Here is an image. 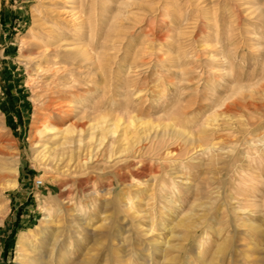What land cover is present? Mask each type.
<instances>
[{"label":"rangeland","instance_id":"374dc122","mask_svg":"<svg viewBox=\"0 0 264 264\" xmlns=\"http://www.w3.org/2000/svg\"><path fill=\"white\" fill-rule=\"evenodd\" d=\"M48 38L68 112L43 131ZM261 135L264 0H0V264H264Z\"/></svg>","mask_w":264,"mask_h":264},{"label":"bare ground","instance_id":"6f19581e","mask_svg":"<svg viewBox=\"0 0 264 264\" xmlns=\"http://www.w3.org/2000/svg\"><path fill=\"white\" fill-rule=\"evenodd\" d=\"M51 47H52V43H51L50 39L48 38L47 41H45V43H42L41 46H39V49L38 50L40 52L37 53V58L35 59V65H36V69H37V74L39 75L38 76L39 77L38 80H39V82L42 85L40 91H38L39 92L38 93V99L36 101L40 105L41 120L43 122H45L42 125V127H41V128H43V131L44 130H47V129L53 127V126H56V124H58V119L59 120L60 119H63L64 116L66 115V113L68 112V110L66 109L67 106L64 104V102H62L61 91H59L60 89L58 87V85L60 84V81H59V76L60 75H58L57 74L58 71L54 69L55 66H56V64L53 61H51V59H50L51 52L48 51V50ZM92 51H94V50H92ZM92 51H90V49H85L84 51L81 52V55L83 56L84 60H89V59L92 60L94 58L96 60L95 63H97V61L100 60L99 59L100 58V54H98V55L97 54H94ZM90 52H91V54H90ZM31 62H32V60H31ZM92 62H93V60H92ZM83 128H84V126L80 129V132L81 133L84 131ZM71 133H72V136H74L76 134L75 131H72ZM77 136H78V134H77ZM198 137H199V139H198V146H197V148H199L203 152L204 151H210L212 147L210 148L204 142H202L201 135L198 136ZM236 138H237V136H236ZM248 145H249V148L245 152V159H247V161H248V163L250 165H251V163L257 162L256 164H254L255 169L258 170V172H259L260 175H263V173H264V135H261L258 138H254V140H250V142L248 141ZM41 148H43V150H42L43 156L44 157H47L48 151H49L48 149L49 148H47L45 145L41 146ZM90 149H91V146H88L85 149H83L82 155L80 157H77V159H75L72 156V158L69 161V164H71L72 166H70V167L67 166V167H69L71 169H76L77 167H80V165H81V166H84V167L86 166V170H88L89 169L88 166L91 165L92 162H94V160H95L94 159V156L92 155V152L90 151ZM252 152L255 155V158L256 159H254V160H256V161H254L251 158ZM167 155H175V152H169ZM137 160L133 159L131 161L132 164H133V166L134 167H137L138 166L137 168H141V167L144 168L143 164H141V163H143V161L138 162ZM76 161H77V164H76ZM142 171L144 173L143 172L142 173L137 172L138 176H136L137 174L136 175L134 174L135 177H137V178H134L133 177L132 184H134L135 181H140L141 179L140 180L138 179L140 177L141 178H146V177L148 178V177H150V175L147 173L146 170H142ZM128 174H129V172H128ZM129 175H131V174H129ZM260 180L261 179H259V181H258V188L256 189L257 190V193H260L261 192L260 186L264 184V182L262 180L261 181ZM87 181H86V183H87ZM89 185H91V184H89ZM67 203H69V202H67ZM75 216L77 218H79V219H81V217H82L79 214H75ZM47 220H50V219H47ZM48 232H46V234L44 233L45 236L48 235ZM31 233H32V231H29L26 235H23L21 237V239L19 241V245H18L19 248L22 249L26 245L30 244L28 239L31 236ZM58 244H59V241L56 240L54 242V244H53V252H52V254H54L55 249L57 248ZM201 248L202 247H200V249ZM70 250L71 249H69L68 251H70ZM31 251L33 253H35L34 247L31 249ZM67 253H69V252H67Z\"/></svg>","mask_w":264,"mask_h":264},{"label":"built area","instance_id":"2783aa9c","mask_svg":"<svg viewBox=\"0 0 264 264\" xmlns=\"http://www.w3.org/2000/svg\"><path fill=\"white\" fill-rule=\"evenodd\" d=\"M42 185H43V182H42V181H40V180L37 181V186H38V187H40V186H42Z\"/></svg>","mask_w":264,"mask_h":264}]
</instances>
